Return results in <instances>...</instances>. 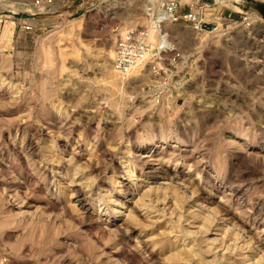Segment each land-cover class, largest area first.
<instances>
[{"label": "rangeland", "instance_id": "374dc122", "mask_svg": "<svg viewBox=\"0 0 264 264\" xmlns=\"http://www.w3.org/2000/svg\"><path fill=\"white\" fill-rule=\"evenodd\" d=\"M151 1L56 0L49 10L31 15L32 0H0V264L213 259L204 253L191 258L185 248L196 243L205 249L204 240L214 234L184 235V218L171 233L175 218L168 210L149 218L135 207L138 196L132 201L119 192L124 175L119 162L128 154L137 163L159 150L187 156L178 166L177 159L170 163L166 179L158 180L169 182L180 169L179 181L191 187L180 210L198 211L199 224L222 213L225 193L237 227L251 237L264 229V0H200L194 8L189 3L196 0H178V13L193 17L166 24L162 35L168 34L179 59L163 55L160 74L150 62L134 72H115L114 56L107 52L114 55L127 29L149 28L153 5L167 3ZM10 20L16 25L6 37ZM210 21L221 22L219 30L208 32L204 25ZM24 23L33 29L25 30ZM191 164L190 174H183ZM140 172L138 167L136 175ZM217 184L227 187L211 201L203 193L216 192ZM79 186L94 202L88 217L74 195ZM230 187L243 189L238 202L229 197ZM96 193L111 197V208L123 201L121 210L131 207L134 218L105 213ZM196 226L189 228L198 231Z\"/></svg>", "mask_w": 264, "mask_h": 264}, {"label": "bare ground", "instance_id": "6f19581e", "mask_svg": "<svg viewBox=\"0 0 264 264\" xmlns=\"http://www.w3.org/2000/svg\"><path fill=\"white\" fill-rule=\"evenodd\" d=\"M153 1H151V2H153ZM159 1H161V0H159ZM166 1H168V0H166ZM219 1L220 2H226V0H219ZM233 1H235V0H233ZM236 1H240V0H236ZM28 6L30 8V11L33 12V13H42V12H44L46 10L45 8H37V7H34L31 2L28 4ZM153 7L155 8L154 10L156 12V18H154V19H151L150 18L151 20L149 21L150 24H149L148 27L150 29V37H151V39H154V41H155V38H157V35L158 34H161L162 35V32H163V31L162 32L160 31V33H159V30L157 29V27H158V21H159V19L161 18V16L163 14H165V9L160 8V6H158L156 4H155V6L153 5ZM30 21L31 22H34V19L33 20L30 19ZM15 25H16V21H14V20L8 21V24H7L6 29L4 31V35L6 37L9 34L12 35V32H13L12 29H13V27ZM220 26H221V22L218 23V25L216 26V29L215 30H219ZM206 28L208 29L207 30L208 32H211V30H209L210 27H206ZM165 35L166 34L163 33V35H162L163 36L162 42L164 44H168V40L166 39ZM112 53H113V51L112 50H109L107 52V56L109 58H112L114 56ZM139 68H141L140 65H138L137 67H135L134 69H132V71L134 72V71H136ZM113 70L115 72H119L115 68ZM113 82H115V80ZM47 132H48V130H47ZM47 132H45V133H47ZM40 133H41V131H40ZM38 135H40V134L38 133ZM34 143L35 142H33L32 139L29 141V146H30L29 148L31 150H33V151L36 150V147H35ZM169 151H168V154H169ZM129 152H130V150H129ZM171 154H175V153H170V156H168L162 150L155 151V152H153L150 155H147V156L145 155V157H141L140 156L141 159L139 160V163H137L135 159H132L131 158V154H128L127 155V157H128L127 160L125 159L126 157L123 158V156H122L121 157V161L119 162V169L123 168L122 170L124 172L123 173L124 175L122 176V181L120 182L119 192L121 194H123V195L124 194H127V195L131 196L132 197V201L138 196V198L134 200L135 207L136 208L138 207L139 208L138 209L139 211H145L146 212V215L149 218L151 217V214H153L155 212H159L160 213L162 211L163 213L166 214V212L168 210L167 213H170L169 215L172 216V219L175 218V219L172 220V222H173L172 224L173 225L171 226V229H172V230H170L171 233L173 232V229L177 225L179 226L180 224L183 223V218H184V220H188L187 223H186V224H188L187 227L186 226L184 227L187 234H184V235H194L195 233L196 234L197 233L199 234V233H202V231H203V233L205 232V234L206 233H208V234H214V237L213 238L210 236L209 238H207V239L204 240V241H206V243H205L206 244L205 245V249L199 248V246L197 247L196 246V243H192V245L190 247H188V248L186 247L185 248L188 251V253L191 256V258H198L199 256H201V254L204 253V256L205 255H207V256H214V258L213 259L211 258V260L209 258H205L204 259V263L205 264H209V263L210 264L211 263H215V264L218 263L219 264V262L221 264L222 261H228V264H263V262H262L263 260L261 261V258L264 256V253L262 255H260V256L258 254H259V252H261L262 250H264L263 249L264 248V239H262L260 237L261 236L260 234H264V229L261 230V231H258L257 232V236L251 237L249 234H247L249 232V230L246 231V229H244L242 227H239V226L237 227L236 226V223L233 222L234 221L233 220V217H234V215H236V211H234L235 208L233 210L232 206L229 205V203H230L229 199L230 198L228 199L227 198V195L225 193H223L224 195H222L221 196V199H220V204H221L220 207L222 208V210H221L222 213L219 214V213L216 212L218 215L216 214V216L213 217L212 220H209L208 218L205 219V217H204V220L205 221H202L201 220L202 222H201V224H199L198 221L195 220V219L198 218L202 214L198 213V211H196L197 213H195L194 211H191L192 210L191 209V210H185V212H186L185 213L183 210H180L182 208V206H183L182 203L184 202V199H185L184 195L186 193H188V191L191 188L190 187V182L189 183H188V181L187 182H184L185 179H184V181L182 180L183 182H180L179 181V177L178 176L180 175V169L176 170L175 176H170L169 177V179H171V181H169V182H164V181L163 182H160L158 180V179H166V174H168V171L170 170V168L168 167L170 165V163H172L173 161H175L177 159L176 162H175V165L178 166L180 163L182 164L183 162H185V161L188 160V159H185V158H187V156L186 157H183V158L182 157L176 158L174 155H171ZM88 159H90V158H88ZM67 160L68 159H63L62 163L67 164L68 163ZM90 160H93V159H90ZM68 164L70 165V163H68ZM192 166L193 165L191 164L190 165V170L188 172H186V173H183V174H185V175L190 174L189 172L191 171V169H192L191 167ZM138 167H139V169L141 171L140 172L141 175H139V176L136 175V170L138 169ZM77 168H75V169H77ZM63 169H65V168H63ZM73 176H76V175L73 174ZM72 182H74V181H72ZM76 185L78 186L79 184L76 183L75 186ZM85 185H86V183H85ZM225 187H227V186L226 185H223V184H220V185L217 184V185L214 186L216 192H214L213 190H211L210 192H204L203 194L205 196H207V198L212 201L214 199L215 193H217V192H221V193L224 192L223 190H224ZM203 189H205V188H203ZM241 189H238V188H235V187L233 188L232 187L231 188L232 192H230V195L231 196H229V197H231L232 200H235V201L238 202L240 200L239 198L242 197L241 194L243 193V192H241ZM103 190H104V188H103ZM194 192H195V190H192L191 191V196L194 194ZM74 193L73 194L76 196L77 201H81L82 203H84V205H83L84 206V209L81 211L82 214L84 215V217H88L90 215V210H91V207L90 206H92L93 203H94L93 200H90V199H88V197L84 196V193L82 192V188L80 186L79 187H76V189L74 190ZM96 194H97V198L96 199L99 200V205H98L99 206V209H101L102 211H105V213L109 214V213H112L113 212V214L115 216H123L124 219L125 218L126 219H131V218L133 219L134 218V214H133L134 210H132L131 207L128 208L129 210H128L127 213L124 212L123 210H121V208L122 209L125 208V205H124L125 203L123 201H118V202L117 201H114L115 206L111 208V207H109V203H111V202L113 203V201L111 200L112 199L111 197H108L107 195H104V194L102 195L100 193H96ZM239 195H241V197H239ZM189 198H190V196H189ZM233 198H235V199H233ZM103 204H105L106 206L105 207H102ZM160 204L161 205L163 204V206L162 207H159ZM198 205H200V203H198ZM201 206H202V208L204 210H209L210 212L213 211V209H214V207H213V209H211L212 208L211 206H210L211 208L208 207V206H206V205L205 206L204 205H201ZM249 210H251V209H249ZM77 211H75V212L77 213ZM135 211H137V210L135 209ZM246 211H247V209H246ZM83 215H82V217H83ZM186 215L188 216L187 218H185ZM170 216H169V218H170ZM204 216H206V215H204ZM157 217H158L157 219H160L161 215L159 214ZM190 219H193V220L190 221ZM244 220H246V218ZM139 221H140V219H139ZM254 221H252V225L255 224ZM196 223H198L197 224L198 226H196ZM110 224L112 226H116L117 229H120L121 228V230H122V225L118 224V222L111 221ZM147 225H148V223H147ZM195 226L198 229V231L193 230L194 228L193 229L192 228H189V227H195ZM123 228H124V226H123ZM202 229H205V230H202ZM124 230H126V229H124ZM159 232H161V230H159ZM162 233H163V231H162ZM123 235H125V234L123 233ZM202 240H203V238H202ZM141 242L146 247V243H145L146 240H143L142 239ZM138 243L140 244V242H138ZM202 243H204V242H202ZM138 246H140V245H138ZM146 253H148V252H146ZM135 254H136V252H135ZM188 262H185V263H188Z\"/></svg>", "mask_w": 264, "mask_h": 264}, {"label": "built area", "instance_id": "2783aa9c", "mask_svg": "<svg viewBox=\"0 0 264 264\" xmlns=\"http://www.w3.org/2000/svg\"><path fill=\"white\" fill-rule=\"evenodd\" d=\"M56 0H32V4L37 8H45L49 10ZM200 0L195 3H189V6L194 8L195 4L199 5ZM181 6L178 0H168L163 9L165 14L161 16L158 21L157 29L163 31V26L166 24H177L189 22L192 19L191 13L181 15L177 9ZM155 9V8H154ZM151 9L152 19L156 18L155 10ZM37 13H31L36 15ZM219 18V17H218ZM221 19V18H219ZM205 27H210V33L216 31V23L207 22ZM25 30H32L31 25L23 24ZM168 40V35H165ZM163 38V37H162ZM174 54V59H179L180 53L173 44L168 41V44L160 42L156 45L150 37V29L143 28H129L121 34L120 39L117 41L114 51L113 66L119 72L127 73L140 64L151 63L153 73L160 74L162 72V62H164L163 55Z\"/></svg>", "mask_w": 264, "mask_h": 264}]
</instances>
